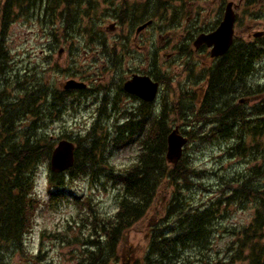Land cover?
Masks as SVG:
<instances>
[{
  "label": "rangeland",
  "instance_id": "rangeland-1",
  "mask_svg": "<svg viewBox=\"0 0 264 264\" xmlns=\"http://www.w3.org/2000/svg\"><path fill=\"white\" fill-rule=\"evenodd\" d=\"M25 13L27 12H16L19 15L12 18V23L4 31L6 38L3 50L9 55L10 61L1 76L6 78L8 83L4 92L0 93L1 103L11 104L22 97V92L18 90L20 88L16 87L18 80L15 77L21 78L22 81L19 82L23 86L34 88V81L42 82L45 87L58 92L62 91L61 86L66 81L81 80L87 83L88 91L82 94H63V98L52 104V107L49 103L47 105L41 101V115L38 118L32 115L23 117L14 123L15 129L31 132L32 135H43L53 143V147L65 138H83L93 125L97 129L102 125L111 129L133 104L132 100L119 92V86L129 77L132 70L139 69L153 74L161 82L160 96L149 109L157 114L165 108L169 120L173 122L170 128L177 127L182 133H193L195 136L193 139L188 137L184 150V156L189 157L192 166L201 171L197 177L191 178L193 185L186 189L179 186L160 188L150 212L141 222L126 231V236L117 246V259H111L107 264H122L119 257L123 246L124 251L129 248L134 255L131 263L143 260L150 243V232L158 230L160 233L176 227L175 223L179 217L168 215V206L170 203L172 205L174 200L181 199L183 204L179 205L204 210L209 203H216L221 198V188L226 182L227 188L235 189L237 185H230L233 179L236 182H244L249 177L251 182L264 181V173L259 176L250 173L251 169L261 166L260 156L255 154L253 147L242 156L230 150V139L215 140L213 136L208 139L199 138L213 129L214 123L219 119L213 115L214 109L206 115L199 114L203 96L201 87L204 88L202 80L206 78L203 71L216 63L211 61L208 55L195 52L155 55L152 48L154 42L157 47L168 46L170 43H178L177 38L143 39L137 44H142L147 49L137 51L129 46L124 38L97 37L92 32L83 35L71 33L84 31L83 28L93 25L83 16H77V23H73L75 26L65 33L61 20L44 23L36 18L27 19V16H20ZM261 13H264V10ZM94 26L98 24L95 23ZM263 30L264 20L259 18L256 31ZM262 41L257 42L247 37L238 40L242 43L241 49L253 50L250 44H255L259 51L253 62V70L245 80L247 91L254 92L253 97L249 98L247 103L239 105L238 100L243 97L224 95L220 100L214 101L213 105L227 101L228 106L237 107L236 113H243L248 119L254 120L252 108L260 102L264 103V40ZM260 47L262 51L259 50ZM240 86L239 80L238 86L233 87V92H237ZM105 95L107 97H104ZM112 102H115L114 107ZM215 108L217 109L218 105ZM228 118L225 123L229 128H234L236 123L242 122H236L233 117ZM215 133L219 134L220 130ZM250 140L246 139L247 144ZM138 143L136 140L130 144L125 143L122 147L117 144L109 155L111 164L118 168L127 165L137 156ZM49 173L47 157L39 163L34 181L33 192L39 201V209L37 208L34 215L31 230L24 235L25 251L37 258H24L19 253L12 252L7 255L5 264H84L88 249L80 239L88 243L89 240L99 241L100 237L94 224L100 219L112 216L117 210L121 189L116 185L103 178L93 182L88 176L79 175L72 179L65 175L62 187L58 188L56 182L52 186L49 185ZM49 188L57 195H49ZM78 203H81L82 207H79ZM224 208H228L229 214L227 217L223 214L216 215L211 243L203 251V255L187 251L182 257L192 258L193 264L230 262V248L237 238L236 233L252 222L255 204L251 201L234 202L232 206L225 207L222 201L217 207L218 212ZM75 237H79V241H76ZM185 258L178 259L175 263H182Z\"/></svg>",
  "mask_w": 264,
  "mask_h": 264
},
{
  "label": "trees",
  "instance_id": "trees-1",
  "mask_svg": "<svg viewBox=\"0 0 264 264\" xmlns=\"http://www.w3.org/2000/svg\"><path fill=\"white\" fill-rule=\"evenodd\" d=\"M12 7L8 0L4 16L0 18V93L4 92L8 84L6 78L2 79L1 76L9 59L3 50L6 38L4 31L12 20ZM254 52L249 48L234 50L213 68L210 85L202 97L199 114L211 113V109H214L213 115L219 119L214 123L213 129L199 138L208 139L213 136L215 140L230 139L233 143L230 150L242 156L253 147L255 154L260 156L261 166L251 169L250 173L259 176L264 173V103L260 102L252 108L254 120L248 119L243 113H236L237 107L228 106L227 101L218 102L217 109L216 105H213L214 101L220 100L224 95H254V92L247 91L245 84L253 68L252 60L257 57ZM15 78L18 80L16 87L21 89L18 90L22 92V97L14 103L5 104L0 117V264H5L7 255L12 252L19 253L24 258H37L25 251L24 235L31 230L34 215L37 208L39 209V201L33 196L36 167L49 157L53 148V143L45 136L15 129L14 123L23 117L32 115L38 118L41 115L39 103L41 104L45 94L41 83L34 81V88H29L19 82L22 81L21 78ZM239 80L241 86L237 92H233V87L238 86ZM53 100L55 101V96ZM149 108L150 105L143 111L141 119L133 121V127L125 124L118 126L111 140L106 134L93 133L96 127L83 138L74 140L77 143L74 165L65 175L72 179L84 175L93 182L103 178L121 189L116 212L108 217L109 219H100L94 224L100 240H89L88 243L80 239L88 249L84 264H107L109 259L116 260V247L120 238L150 212L160 188L179 186L186 189L193 185L191 178L197 177L201 172L192 166L187 155L173 165L167 163V137L173 122L163 109L160 115L153 116ZM228 117L242 122L236 123L234 128H229L225 123ZM126 122L128 124V120ZM216 130H220V133L216 134ZM188 137L195 138L193 133L188 134ZM247 138L251 139L248 144ZM135 140L139 142L137 156L121 168L112 165L108 159L112 149L117 144L122 147L125 143L130 144ZM65 175L50 173L49 185L52 186L56 182V187L61 188ZM251 180L249 177L244 182H236L233 179L229 184L237 185L235 189L227 188L226 182L221 188V198L216 203H209L204 210L179 205L183 204L181 199L174 200L172 205L170 203L168 215L179 217L175 223L176 227L160 233L156 230L154 235L150 236L143 264H177L175 262L185 258L182 254L187 251L203 255V251L211 243L216 215L223 214L227 217L229 214L228 208L218 212L217 207L222 201L225 207L232 206L234 202L251 201L255 204L252 222L236 233L237 238L230 248L231 260L223 264H264V181L255 183ZM49 195L53 197L57 194L49 188ZM86 204L89 205L88 202ZM78 206L82 207V204L78 203ZM74 239L79 241V237ZM127 254L126 261L134 257L130 252ZM191 259L185 258L179 264H193ZM133 264L141 262L135 261Z\"/></svg>",
  "mask_w": 264,
  "mask_h": 264
},
{
  "label": "flooded vegetation",
  "instance_id": "flooded-vegetation-1",
  "mask_svg": "<svg viewBox=\"0 0 264 264\" xmlns=\"http://www.w3.org/2000/svg\"><path fill=\"white\" fill-rule=\"evenodd\" d=\"M6 3L8 0H0L1 16H4ZM9 3L13 6L11 18L19 15L16 12H27L20 16H27V19L36 18L44 23L61 20L65 33L75 26L73 23H77V16H83L93 25L83 28L84 31L71 33L83 35L92 32L97 37L124 38L125 42L137 51L147 49L146 46L137 44L143 39L179 40L178 43L159 47L154 42L152 48L155 55L195 52L209 56L211 49L203 43L195 45L196 40L213 34L226 13H231L233 17V40L224 56L241 49L239 38L247 37L257 42L264 40V30L256 31L259 18L264 20V13H261L264 10V0H9ZM95 23L98 26H94ZM250 45L254 48L253 51L257 50L255 44ZM259 50L262 51V47ZM212 70L211 66L203 71L206 74L204 80L201 78L204 84V88L201 87L203 92L210 85ZM147 74L151 73L139 69L132 70L125 81L133 76H149ZM151 79L157 82L152 77ZM127 99L135 103L131 117H141L143 109L146 108L145 103L134 96H128Z\"/></svg>",
  "mask_w": 264,
  "mask_h": 264
},
{
  "label": "water",
  "instance_id": "water-1",
  "mask_svg": "<svg viewBox=\"0 0 264 264\" xmlns=\"http://www.w3.org/2000/svg\"><path fill=\"white\" fill-rule=\"evenodd\" d=\"M233 17L226 13L223 22L213 34L199 38L195 45L206 44L211 49V57L223 55L232 43ZM157 84L152 83L148 77H136L124 84V90L132 93L144 101L151 102L155 98ZM66 87H81V84L69 82ZM186 144L185 138L178 134L177 130L170 133L167 138L166 160L175 162L181 157L182 148ZM74 146L68 141H61L52 151L50 156V170L54 173H61L73 165Z\"/></svg>",
  "mask_w": 264,
  "mask_h": 264
}]
</instances>
